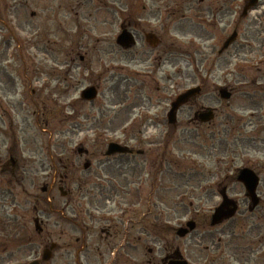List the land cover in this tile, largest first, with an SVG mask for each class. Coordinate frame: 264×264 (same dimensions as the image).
I'll use <instances>...</instances> for the list:
<instances>
[{"label":"rangeland","instance_id":"rangeland-1","mask_svg":"<svg viewBox=\"0 0 264 264\" xmlns=\"http://www.w3.org/2000/svg\"><path fill=\"white\" fill-rule=\"evenodd\" d=\"M24 2V6L7 8L5 12L12 15L7 16L9 19L16 18L14 23L5 24V13H0V93L7 94L1 99L0 115L5 111V115L15 116V124L25 125L23 134L30 139L28 144L37 168L36 185L40 197L37 218L41 225L50 231L58 230L50 225H58L64 237L68 235L73 239L82 261H85L83 246L86 241L94 247L99 246L102 252L98 254L97 250H92L93 264H134V258L137 264H163L165 250L176 236L175 229L195 219L198 223L195 231L179 239L190 264H264V249L256 252L264 242V178L256 190L261 204L252 214L247 210L250 199L246 198L242 184L234 178L238 168L249 166L255 170L262 167L261 163L264 165V45L258 46L264 32L250 35L254 38L250 47L241 46L233 55L214 57L215 65L210 71L214 75L212 82L231 89L229 100L218 101L214 86L210 85V89L202 90L195 105L179 110L176 131L165 117L169 102L158 109V117L153 115L156 111H149L155 119L164 118L149 129V126L142 127L139 121L134 124L136 119H142L145 111L134 105L135 86L129 82L123 87L118 76L119 64L115 61L120 54L130 53L123 50L118 54L115 44L120 26L127 21L128 1ZM3 3L0 0L2 10ZM57 5L65 9H59L56 23L62 24V12L68 14L65 18L66 28L70 29L68 36L51 29L49 7ZM30 12L37 13L36 19H31ZM257 20L264 23V14ZM18 21L23 22L24 28ZM53 39L57 41L54 46ZM71 45L75 53L80 51L78 55L82 54L84 61L79 62L75 56L76 62L69 68L65 54ZM169 63L166 66L170 75L167 85L175 97L197 83L200 67L197 56L171 55ZM122 65L132 70L130 64L124 62ZM186 74L192 78L184 79ZM96 82L99 83L97 97L92 102L80 99L82 88ZM158 93L148 94L157 100ZM214 107L216 117L209 122L211 124L198 127L188 124V113ZM249 112L252 114L250 128L239 132L237 122L231 123V130L224 124L225 120L233 122L236 115L247 117ZM0 131H5L2 126ZM0 135L3 136L1 132ZM148 139H153L149 148ZM110 141L133 149L151 148L154 154L105 156ZM79 144L82 148L77 149ZM78 150L82 152L79 154ZM4 154L2 151L1 155ZM56 156L65 158L62 161L66 164L64 171V167L57 165ZM70 162L76 164L74 171H70ZM85 162L90 166L84 169ZM152 165H160L158 169L162 166L161 185L154 187L146 179L141 189L139 178H147ZM55 172L67 175L63 185V191H67L65 198L60 195ZM51 175L56 178L52 190ZM10 178L8 172L0 171L3 193L0 204L6 210L0 212V227L4 219H11L6 215L12 212L16 213L15 220L20 217L18 221L23 223L24 220L33 226L32 213L27 212L29 199L18 186L8 192ZM232 180L234 182L229 183ZM129 182H133L137 215L131 222L135 230L129 227V232L134 230L139 240L137 248L117 251L120 240L106 237L101 229L108 227L100 217L106 213L121 225L117 217L122 209L118 203H129ZM225 184L228 195L239 202L238 211L233 219L211 228L208 217L220 202L218 192ZM43 186L49 191L42 194ZM88 209L97 218L90 219ZM120 237L122 239V234ZM59 255L61 253L54 254L50 264H57ZM17 258L20 252H14L11 261L4 264H15Z\"/></svg>","mask_w":264,"mask_h":264},{"label":"flooded vegetation","instance_id":"flooded-vegetation-1","mask_svg":"<svg viewBox=\"0 0 264 264\" xmlns=\"http://www.w3.org/2000/svg\"><path fill=\"white\" fill-rule=\"evenodd\" d=\"M2 5L3 10L0 7L1 11L6 12L7 8L16 9L19 5L24 6L25 2L20 0H11ZM127 21L125 22L127 25L128 33L130 34V39L132 46L129 49L121 48L117 45V53L124 51H129V55H121L116 59V63H118L120 77L119 80L123 83V87H127L129 82L133 86H135V94L136 101L134 105L138 108V110L145 111L142 114V119H136L134 124L139 121L142 127L149 126V129H152L151 126L154 124L160 123L162 117L155 119L158 117V109H161L163 106L169 105L174 100L172 92L167 85V81L170 79V75L166 70V66L171 59V55L175 56L176 54L181 55L182 57L187 56H197V62L199 63V77L197 78V83H194L196 86H201V90L206 87L215 84L212 82L214 79V75L210 72L213 68L214 57L223 54H231L233 55L238 51L241 46L250 47L254 39L250 35L252 34H261L264 32L263 20H257L260 14H264V0H257L254 5L249 6L251 0H127ZM59 9L62 11L65 9L63 5H57L56 7H49L51 13L50 22L53 23V27L51 29H56L57 31L62 32L63 34L69 35L70 29L67 27V21L65 18L68 14L62 12V24L60 21L56 20L59 18L58 12ZM35 12H30L29 16L31 19H36ZM7 16H12L11 14L5 13V24L14 23V18H8ZM6 18L8 21H6ZM47 19V16H46ZM258 21V22H257ZM20 26L23 27V22L19 23ZM16 25V23H15ZM24 28V27H23ZM235 36L236 41L230 42L226 47L225 43L228 41L229 37ZM242 36L241 41L239 42V37ZM260 41V46L264 45V37ZM254 42V41H253ZM57 43L55 39L52 40V46ZM80 50V49H79ZM80 53V51H78ZM75 53V47L71 45L67 50L65 57H67V65L68 67H73L78 57V61H84V56L82 54L78 55ZM76 54V55H75ZM76 56V57H75ZM175 58V57H174ZM114 61V62H115ZM109 63H112L108 61ZM130 64L132 66V70L129 71L127 67L122 65ZM101 63V62H100ZM102 63H104L102 61ZM101 63V64H102ZM106 63V62H105ZM206 63L205 65H203ZM192 77L189 75H185L184 79H191ZM97 88L99 87V83H92ZM225 88L230 91L231 89ZM220 86L215 87V94L218 101L223 100L220 95L217 93L218 88ZM214 91V90H213ZM159 92V96L157 100L152 98L148 93ZM8 93V92H7ZM201 95V94H200ZM199 96H195L189 99V102L184 106H193L197 102ZM0 103L3 104L1 99L7 97V94L0 93ZM7 103V102H5ZM6 106V105H5ZM181 107V108H182ZM180 108V109H181ZM179 109V110H180ZM203 109V108H202ZM215 110V107L213 108ZM9 108L7 109V111ZM150 110L156 111L155 114L151 115L149 113ZM200 110L194 111L187 114L189 116L188 124L192 127H198L199 125H207L211 124L209 122L204 123L200 122L199 114ZM216 112V111H215ZM3 113V112H2ZM5 114H7L4 111ZM141 113V112H140ZM0 115V120L2 126L5 131H0L3 136L0 135V171L9 173V184L7 186L8 192H11L14 189V186H18L23 190L26 194V198L29 199V207L27 208V212H31V219L34 222V225H27L24 220L18 221L20 217L16 218V213L12 212V214L6 215L9 219H4L3 226L0 227V264L8 263L11 261L14 252H20V258L15 260V263L18 264H29L30 262H38V264H46L43 261V256L45 253V249L48 248L50 251L51 259L54 257V254L61 253L60 260H58L57 264H93L92 259V250H97L96 253H102L99 246H93L92 243L86 242L84 243V260H79V250L75 249V242L71 237L67 235L64 237V232L59 228L58 225H50L51 227H55L58 230L50 231L41 225V221L37 218L39 217L40 208V197L38 194V187L36 185V166L34 165V160L32 159V149L30 150L29 144L30 139L23 134L25 133V125L24 123L15 124V116L13 115ZM192 115V116H191ZM8 117V118H7ZM166 117V116H165ZM252 114L248 113L247 117L243 115H236L233 122L232 120H225L224 124L227 126L229 130H231V123L237 122L238 130H244L250 128L252 126L251 122ZM167 118V117H166ZM165 118V119H166ZM164 119V118H163ZM162 119V120H163ZM176 125H172L174 131H176ZM15 127V130L12 128ZM234 129L236 128L233 126ZM232 127V128H233ZM2 137V138H1ZM151 140L148 139L147 148L151 143ZM141 152H136L133 149L132 152L128 153L129 155L140 154L141 156L144 153H153L154 150H144L140 149ZM4 151V155H1V152ZM86 152V151H85ZM24 154L28 155L25 156ZM52 158L55 155H51ZM57 157V156H56ZM4 158V160H3ZM57 165L65 170V163L63 164V160L65 158L57 157ZM90 162V161H89ZM71 170L74 171L76 168L75 162H70ZM156 165V164H154ZM53 167L54 165H50ZM160 166V165H159ZM159 166H150L148 171L147 178H139L140 188L141 185L145 184L144 180L146 179L149 182V185L152 184L154 187L161 185V178L163 177V169L162 166L158 169ZM260 169H255L256 175L260 177V181L264 178V165L260 164ZM50 169V168H49ZM159 171L158 175L154 174L155 171ZM234 176L237 179V171ZM48 175V174H47ZM55 175H58V189L60 191V187L64 189V183L67 175H62V173L55 172ZM52 176V175H51ZM228 177V176H227ZM233 179V175L231 177ZM50 184V190L54 188L55 177ZM234 179V180H235ZM16 181L13 183V181ZM234 180L230 181L234 182ZM227 189V186L225 184ZM31 188V189H30ZM45 191H49L47 186H45ZM127 191L129 193V203L126 204L124 201L118 203L120 205L122 211L119 213L118 222L115 221L114 217H107L105 211L100 219L104 220L106 223V227L108 229H101L103 233L106 234V237L116 238L120 240L119 246L117 247V251L119 249H127L129 247L130 250L137 248V240H139V236H134L135 228L131 222H134L137 218L136 215V205L133 204V182H129L127 184ZM67 193V191H65ZM228 192V189H227ZM2 192L0 190V198L2 197ZM228 194V193H227ZM237 200V199H235ZM238 201V200H237ZM239 203V202H238ZM68 204V203H67ZM261 204V199L259 198L258 205ZM249 203L247 204V210L249 208ZM258 207V206H257ZM102 208L101 210H103ZM255 209V208H254ZM253 211L248 210L249 214H252ZM87 210L88 217L90 219L97 218L93 213ZM94 211L95 208L93 209ZM5 212V206L0 204V212ZM13 222V227H10V222ZM16 221V223H15ZM225 222H222L223 224ZM20 224L19 226H17ZM218 224L216 226H219ZM120 226V227H119ZM131 228L134 229L130 234L129 232ZM216 228V227H215ZM122 234V239L120 237ZM190 236V233L185 235L184 237L175 236L170 241V246L165 250V258L168 260L167 262H174L175 260H184L186 258V249L180 245L179 239H184ZM64 238L65 240L63 241ZM135 240V241H134ZM52 247V248H50ZM52 251H51V250ZM264 249V242L260 244L258 250L256 252H260V250ZM77 252V253H76ZM151 252V250H150ZM185 253V254H184ZM127 256L129 254L127 253ZM134 258V256H133ZM50 259V260H51ZM121 259V258H120ZM132 259V258H131ZM136 258H134V264ZM50 264V261H49Z\"/></svg>","mask_w":264,"mask_h":264},{"label":"water","instance_id":"water-1","mask_svg":"<svg viewBox=\"0 0 264 264\" xmlns=\"http://www.w3.org/2000/svg\"><path fill=\"white\" fill-rule=\"evenodd\" d=\"M256 0H253L252 2H255ZM230 40H234V37L230 38ZM116 43L124 46L126 48H129L132 44H131V39L129 34L123 30L119 37L116 40ZM226 46V45H225ZM198 90L197 89H190L189 91L182 93L178 96V98L176 99V101L172 104L173 108L171 109V111L168 114L169 117V123H175L176 121V117H175V112L177 111V109H179L180 105L185 103L189 97L196 93ZM96 94V90L95 88H89L83 91V96L91 99L95 96ZM221 95L224 98H228L230 96L229 93L225 92V91H221ZM200 121H209L211 120V118H213V114L212 111H206V112H201L200 113ZM128 151V149L120 146L118 143H110L106 149V154L110 155V154H116L117 152L120 153H126ZM85 167H88V163L85 164ZM238 180L241 181L244 186L245 189L247 188L248 190V195L251 197L252 199V206L254 207L257 204V199H255V190H256V186H257V182H258V177H255L254 173L249 169H242L238 175ZM225 199V198H224ZM230 205V206H229ZM236 205L234 202H231L230 200H226L225 203H223V205H220L219 207H217L215 209V213L212 214L211 219H210V224L211 226H214L218 223H220L222 220H225L226 218H230L232 217L235 212H236ZM187 226L188 228H179L176 231V234L180 235V236H184V233L187 232V230H193L195 228V223H193L192 221H188L187 222ZM47 252V251H46ZM47 254V253H46ZM49 255H46V259H48ZM168 264H187L186 261H175L174 263H168Z\"/></svg>","mask_w":264,"mask_h":264}]
</instances>
